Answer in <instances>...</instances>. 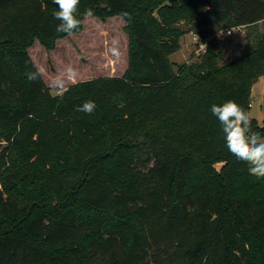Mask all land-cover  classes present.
Returning <instances> with one entry per match:
<instances>
[{"label":"trees","instance_id":"obj_1","mask_svg":"<svg viewBox=\"0 0 264 264\" xmlns=\"http://www.w3.org/2000/svg\"><path fill=\"white\" fill-rule=\"evenodd\" d=\"M121 17L128 70L54 96L29 49L53 50L52 0H0V264H264V179L225 151L213 104L247 114L264 78V31L225 66L170 57L194 32L264 24V0H81ZM188 29H185V27ZM250 30V29H249ZM74 33V34H75ZM250 35H247L249 38ZM94 101L89 115L77 106ZM218 166H221L218 168Z\"/></svg>","mask_w":264,"mask_h":264},{"label":"rangeland","instance_id":"obj_2","mask_svg":"<svg viewBox=\"0 0 264 264\" xmlns=\"http://www.w3.org/2000/svg\"><path fill=\"white\" fill-rule=\"evenodd\" d=\"M185 29L186 26H184ZM264 24L255 29L240 31L222 25L215 29V35L209 36L205 42L194 33L189 32L181 39L180 50L170 57L174 70L179 72L183 66H194L202 61L211 43L213 51L218 55V64L225 66L254 46L256 32L262 33ZM247 35H250L247 38ZM119 51L113 56L111 49ZM129 36L126 23L121 17L98 19L85 16L83 29L72 36L59 39L53 50H47L39 41H35L29 53L45 84L54 96L61 95L73 84L101 77H122L128 70ZM75 68L79 77L75 83L67 80V69ZM65 80L63 89L54 87L58 78ZM250 118L256 119L264 126V78L254 85L251 96ZM5 143H0V151ZM221 166H218L220 168Z\"/></svg>","mask_w":264,"mask_h":264},{"label":"clouds","instance_id":"obj_3","mask_svg":"<svg viewBox=\"0 0 264 264\" xmlns=\"http://www.w3.org/2000/svg\"><path fill=\"white\" fill-rule=\"evenodd\" d=\"M58 6L53 13L60 23L56 31L68 36L74 35L80 28L82 21L78 18V6L81 0H52ZM87 17H93V9H87L84 13ZM113 56H118L116 48L111 49ZM29 81H36L41 75L40 71H28L25 73ZM79 73L75 68L67 69V80L75 83ZM65 80L58 78L54 84L57 89H63ZM96 108L94 101H86L77 106V111L91 115ZM211 114L220 123L223 133L224 149L228 155L238 164L245 165L250 176L264 179V136L259 131L249 134V120L246 113L238 108L231 100L222 104H213L210 108Z\"/></svg>","mask_w":264,"mask_h":264},{"label":"crops","instance_id":"obj_4","mask_svg":"<svg viewBox=\"0 0 264 264\" xmlns=\"http://www.w3.org/2000/svg\"><path fill=\"white\" fill-rule=\"evenodd\" d=\"M260 24H263V23H260ZM252 28H253V27H252ZM252 28H249V29L251 30ZM243 29H244L245 31L249 30L248 28H240L239 30L242 31ZM263 31H264V30H263Z\"/></svg>","mask_w":264,"mask_h":264}]
</instances>
